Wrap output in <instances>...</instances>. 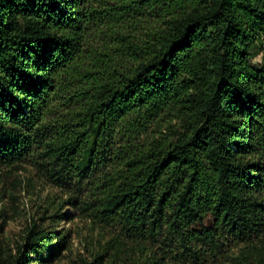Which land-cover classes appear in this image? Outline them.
Returning a JSON list of instances; mask_svg holds the SVG:
<instances>
[{
  "label": "trees",
  "instance_id": "1",
  "mask_svg": "<svg viewBox=\"0 0 264 264\" xmlns=\"http://www.w3.org/2000/svg\"><path fill=\"white\" fill-rule=\"evenodd\" d=\"M262 38L264 0H0V169L30 163L75 195L111 235L91 263L264 248ZM67 244L35 224L0 264Z\"/></svg>",
  "mask_w": 264,
  "mask_h": 264
},
{
  "label": "rangeland",
  "instance_id": "2",
  "mask_svg": "<svg viewBox=\"0 0 264 264\" xmlns=\"http://www.w3.org/2000/svg\"><path fill=\"white\" fill-rule=\"evenodd\" d=\"M252 54L254 65L264 64V38ZM73 197L72 193L48 183L30 163L19 168L0 169V224L3 225L0 242L9 249H15L23 243L29 229L38 224L47 230L68 235L65 250L52 264H84V260L95 264L91 263V255L98 250V244L110 240L111 235L94 224L91 217L66 203ZM65 215L69 217H63ZM226 253L221 262L205 264H243L238 261L245 257L253 262L264 255V248L238 244L232 245Z\"/></svg>",
  "mask_w": 264,
  "mask_h": 264
}]
</instances>
